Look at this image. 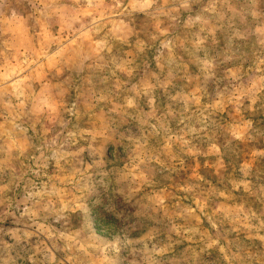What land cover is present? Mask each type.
<instances>
[{"label": "rangeland", "instance_id": "obj_1", "mask_svg": "<svg viewBox=\"0 0 264 264\" xmlns=\"http://www.w3.org/2000/svg\"><path fill=\"white\" fill-rule=\"evenodd\" d=\"M0 264H264V0H0Z\"/></svg>", "mask_w": 264, "mask_h": 264}]
</instances>
